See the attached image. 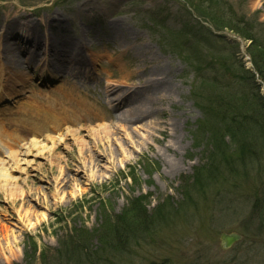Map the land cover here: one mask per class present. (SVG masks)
<instances>
[{
	"label": "rangeland",
	"instance_id": "obj_1",
	"mask_svg": "<svg viewBox=\"0 0 264 264\" xmlns=\"http://www.w3.org/2000/svg\"><path fill=\"white\" fill-rule=\"evenodd\" d=\"M189 2L248 30L253 43L240 41L226 29L212 30L210 21L199 16ZM214 2L0 0V9L17 8L34 18L62 17L61 29L38 27L36 32L42 30L58 39H81V62L96 59L99 63L84 68L86 80L81 90L88 100L83 102H101V113L90 117L102 114L104 120L81 122L74 128L85 130L80 135L87 144L91 131L108 133L101 138V147L90 144L80 159L76 148L66 147L71 143L68 137L63 139L67 125L56 133L44 132L58 139L55 154L62 161L60 167L68 166L70 172L57 173L56 179L42 176L40 171L47 169L45 159L34 157V153L26 174L8 172L23 194L12 199L9 192L0 191V227L6 228V235L0 236V264H24L26 253L35 259L34 264H40L41 255L45 264H264L263 249L256 253L255 248L257 239L264 238V157L249 159L245 166H232L241 169L240 173L216 170L220 178L215 171L211 181L209 177L196 181L200 171L211 172L214 166L208 153L216 151L205 125L197 130L199 122L211 123L209 111L219 113L229 99L223 92L238 98L246 91L245 83L264 96L260 71L248 61L250 45L264 49V0ZM230 13L234 22L226 18ZM112 24L121 28L113 32ZM259 52L264 58V50ZM144 65L148 71H160L159 78L165 80L170 92L149 96L152 115L124 129L116 121L123 106L112 111L105 104L118 92L108 96L102 92L109 83L118 84L121 90L131 87L129 92L141 87L147 79L141 70ZM128 73L137 74L126 80ZM24 79L30 85L10 84L7 92L14 95L0 101L7 105V110L1 111L6 113H0L1 160L8 148L18 151L23 143L26 133L19 128V119L25 112L31 114L32 98L38 96L41 109L52 111L47 116L39 114L45 122L69 118V113H61L65 105L58 101L67 78L32 66L25 70ZM64 114L66 118L61 120ZM224 142L230 143L228 138ZM168 158L182 169L173 175L165 173L163 163ZM131 201L146 212L147 221L136 225L138 229L124 239L111 237L109 216L120 217ZM25 213L29 225H25ZM224 232L237 233L242 241L223 250L219 236ZM69 243L79 258L65 250Z\"/></svg>",
	"mask_w": 264,
	"mask_h": 264
},
{
	"label": "bare ground",
	"instance_id": "obj_2",
	"mask_svg": "<svg viewBox=\"0 0 264 264\" xmlns=\"http://www.w3.org/2000/svg\"><path fill=\"white\" fill-rule=\"evenodd\" d=\"M61 22L62 17L49 16L47 18L45 16L34 18L32 13L30 14L17 8L3 7L0 9V100L7 101L11 95H14L15 92L13 91L10 95L7 92L10 91L8 90L10 84L12 86L18 85V87L30 85L24 78L25 69L32 65L45 67L59 74L61 77L70 76L69 78L77 79V76L80 75L77 69L79 68L81 58L83 57L82 52L84 51V44L81 42V39L70 38L66 40L65 37L58 39L56 35L53 37L49 36L47 33L42 32V30L39 32L35 31L38 27L43 28V30H52L55 27L59 29ZM118 27L121 28L117 24H112L110 30L114 32ZM18 28H22L24 31L22 30L19 33L17 32ZM23 47L24 49H22ZM87 64L99 65L96 59L88 61ZM141 70L146 72L147 76V79L145 78L141 87L129 92L131 87L121 90L118 84L109 83L102 92L104 96H108L112 92H118L117 96L108 98L107 103H103L110 106L111 110L120 108L121 105L123 106V110L121 109L116 115V121L124 129H130L134 124L152 115L154 108L149 96H158L161 93L168 95L170 92V87L166 85L165 80L159 78L161 75L159 70H155V72L148 71L147 65L141 67ZM50 74L52 73L50 72ZM135 74L128 73L124 78L126 80H132ZM52 78L53 76H51L50 80ZM85 80L86 74L79 81L76 80L72 84H69L67 81L64 83L65 87L59 95L58 101L65 105L61 108V113H69V118L66 122L42 121V125H39L37 119L31 117L33 113L37 116L40 113H45L43 116H47L52 111L48 108L41 109L42 105L37 101L38 96L30 100V107L33 110L30 111L31 114L29 116H26L22 120V128L26 133L23 136V143L20 144L18 151L8 148L5 158L3 160L0 159V191L9 192L12 199L17 197V195L20 196V194H23L20 187L12 184L13 182L8 177V172L20 171L21 174H26V169L30 168L29 158L33 153L36 154L34 157H42L45 159L47 169L43 168L40 171L42 176L50 175L52 179H56L57 173L59 175L65 171L70 172L68 166H64L66 169L60 167L62 161L60 162L57 154H55L56 146L59 144L58 139L55 140L49 135H44V132L56 133L60 131L62 126L67 125L66 136L63 139L68 137L71 143L70 146L68 145L66 147L76 148L75 154L80 159L84 158L82 155L87 150L89 151L90 144H94V148L96 149L99 148L102 142L100 141L101 138L108 134L106 130H101L100 132L91 131L90 136L92 138H89V143L87 144L85 138L80 135V132L82 133L85 130L83 128H74L81 122L86 123L89 121L94 123L104 120L102 114H97L92 118L90 117L92 113H101L98 109H101L103 104L96 100H93L90 104L87 102L84 104L83 101L88 100L85 92L81 90V88L84 89L83 81ZM139 84L141 85V83ZM134 87L135 85L132 86V88ZM33 101L36 102L35 106L31 105ZM0 105L3 106L1 102ZM4 109H7V107H0V110L3 111ZM64 118H66V114L63 115L61 120H64ZM162 132L165 131L163 130ZM63 139L60 138L59 141L62 142ZM48 144H50L49 147L47 146ZM91 146L93 147V145ZM21 165H23V168L20 169ZM76 167L79 168L78 166ZM181 169L175 160L169 158L166 161L164 160L163 171L165 173L173 175ZM26 213L23 217L27 220L25 225H29L30 221L27 219ZM35 219L37 220V217ZM2 233L4 236L6 235V228L0 227V236Z\"/></svg>",
	"mask_w": 264,
	"mask_h": 264
},
{
	"label": "trees",
	"instance_id": "obj_3",
	"mask_svg": "<svg viewBox=\"0 0 264 264\" xmlns=\"http://www.w3.org/2000/svg\"><path fill=\"white\" fill-rule=\"evenodd\" d=\"M199 1L204 5L215 3L214 0ZM188 4L197 11V14L199 16L210 21V24L216 30L226 29L238 35L243 40H253V37L249 36L248 30L245 31L241 26H239L240 29H238V27L236 28V25H232L231 23L224 21L221 17L217 16V14L206 10L199 4L198 5L202 10L190 2ZM226 18L232 22H234L235 19L232 13H230L229 17ZM250 47L253 50L252 51L249 49L250 59L252 60L254 65H257V70L260 71L259 77L264 84V58L261 57L262 53L259 52V50L262 51L264 49H262V47L257 48L255 47V45L253 47L252 45H250ZM257 54H260L261 56ZM233 67H235V65ZM244 73L251 75L250 72L247 71H244ZM245 86L246 91L239 95L238 98L232 97L229 94L223 92L224 96H228L229 99L226 100L225 105L220 107L219 113H213V111H209L210 117L207 120L211 119L210 121L212 122L208 124L204 123L202 120L199 122L197 130L199 128L201 129V127L205 125L207 134L209 135V139L213 140V145L211 146L216 151H213V153H208L209 160L214 166L213 169H211V172L208 171L201 173L200 171L197 174L196 181H199V178L207 177H209L208 179L211 181V178L214 179V172L216 170L228 169L231 172L240 173L238 172V170L241 171V169H234L232 166L236 167L237 164H240V166H245L249 159L253 160L254 158V160H259L264 157V97L256 93V88H252L246 83ZM218 99H221V97H219ZM225 138H228L230 143L225 144ZM206 173H208V175H206ZM217 174V176H219V172H217ZM220 177L221 176H219L218 178ZM253 190L257 191L259 189L253 187ZM137 208L138 205L136 204V202L131 201L130 207L126 208V210L120 217L116 218L115 215H113L114 218H111V216L107 215L109 216L108 231L111 237L116 236L117 239H124L138 229V227H135L136 225L141 222L147 221L148 217L145 215L146 212L138 210ZM141 226H145L146 228L147 225L143 224ZM143 232L145 233L146 231L144 230ZM103 242H105V240H103ZM260 242H264V238L257 239V241L255 242L256 246H260ZM70 246L71 245L69 243L65 247V250L69 252L71 250L72 256L75 258H79L78 256H76L77 252H73L71 249L72 247ZM32 249L34 252L36 251L35 248L32 247ZM84 250L85 249H81V253L84 252ZM34 262L35 259L32 258L31 255L26 253L23 263L34 264ZM39 262L40 264H45L47 260L43 259V255H41ZM91 264L97 263L93 261V263Z\"/></svg>",
	"mask_w": 264,
	"mask_h": 264
},
{
	"label": "water",
	"instance_id": "obj_4",
	"mask_svg": "<svg viewBox=\"0 0 264 264\" xmlns=\"http://www.w3.org/2000/svg\"><path fill=\"white\" fill-rule=\"evenodd\" d=\"M242 239V236L237 233H222L220 236L221 249H228L234 243Z\"/></svg>",
	"mask_w": 264,
	"mask_h": 264
}]
</instances>
